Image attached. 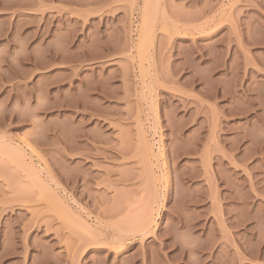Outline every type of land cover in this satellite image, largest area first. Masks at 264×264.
I'll return each instance as SVG.
<instances>
[{
    "label": "rangeland",
    "instance_id": "rangeland-1",
    "mask_svg": "<svg viewBox=\"0 0 264 264\" xmlns=\"http://www.w3.org/2000/svg\"><path fill=\"white\" fill-rule=\"evenodd\" d=\"M0 264H264V0H0Z\"/></svg>",
    "mask_w": 264,
    "mask_h": 264
},
{
    "label": "bare ground",
    "instance_id": "bare-ground-1",
    "mask_svg": "<svg viewBox=\"0 0 264 264\" xmlns=\"http://www.w3.org/2000/svg\"><path fill=\"white\" fill-rule=\"evenodd\" d=\"M13 148V147H12ZM16 151L18 150L17 148L15 149ZM21 150H19V151H17L18 152V154H19V152H20ZM23 153V152H22ZM26 153V152H25ZM25 153H23V154H25ZM22 155V154H21ZM18 156V155H17ZM22 157V156H21ZM24 157V156H23ZM25 157H26V155H25ZM22 159V158H21ZM23 161H26L25 160V158H23ZM27 162V161H26ZM25 162V163H26ZM27 164V163H26ZM32 166V165H31ZM34 168V167H33ZM35 169V168H34ZM37 173V172H36ZM39 175V174H38ZM75 175V174H74ZM41 177V176H40ZM74 177V176H73ZM52 180V179H51ZM74 180V179H73ZM73 182H75L76 183V181H73ZM90 214V213H89ZM148 223H149V218H148V221L145 223V226L144 227H146L147 228V226H149L148 225ZM144 233H145V231H144Z\"/></svg>",
    "mask_w": 264,
    "mask_h": 264
}]
</instances>
